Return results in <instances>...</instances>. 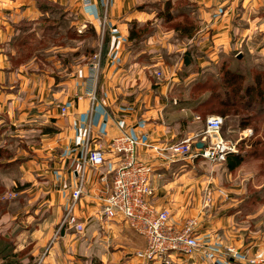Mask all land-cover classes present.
Masks as SVG:
<instances>
[{
  "label": "rangeland",
  "instance_id": "1",
  "mask_svg": "<svg viewBox=\"0 0 264 264\" xmlns=\"http://www.w3.org/2000/svg\"><path fill=\"white\" fill-rule=\"evenodd\" d=\"M103 1V18L107 19L109 0ZM259 7L249 4L234 8V17L228 23L230 36L214 59L202 54L200 45L210 36L209 28L203 26L204 12L210 19L216 10L214 7H202L195 0H145L135 9L141 14V20L128 25L129 31L133 26V32L138 33L132 43L128 38V42L139 48L132 50V58L137 55L135 59L148 65L144 71L146 74L149 71L152 99L159 101L154 106L158 112L161 111V116L158 115L154 121L175 130L173 142L157 146L189 141L192 148L193 143H204L207 118L218 117L222 119L220 138L234 149L227 155H240L243 158L239 167L228 171L225 159L212 162L202 157H163L167 162L177 161L184 165L183 168L180 165L178 170L183 172L180 176L185 177L182 183L187 182L188 185L189 209L187 215L182 216L180 221L175 220V223L169 209H158L154 205V197L150 199V205L155 212L167 211L169 224L178 230L190 224L191 233L198 243L191 257L174 256L172 260L168 259L169 264H176L181 258L195 257L200 251H203L206 259L202 262L206 264H214V254L220 256L214 261L223 264H264L261 255L258 258L247 255L252 248L255 251L264 249V5ZM48 11L40 12L41 18L37 21L13 23L12 34L0 44V48L12 70L23 67L28 73H47L56 82L64 81L78 68L85 66L84 91L75 97V102L86 100L90 106L88 121L83 129V142L86 144L88 137L95 138L91 116L101 97L100 79L107 44L105 34L95 33L91 28L77 27L62 8L50 7ZM169 17L171 20L166 22L165 19ZM190 25L195 26V31L189 39L177 27ZM149 40L153 49L148 46ZM212 42L210 36L205 44L212 45ZM147 48L148 52L144 54L142 51ZM92 64L95 67L91 79L93 97L90 99L85 92L93 71L90 69ZM139 94L143 93L127 92L124 96L133 101ZM63 109L62 115L66 113V109L62 113ZM49 132L54 134L56 131L53 128ZM6 133L0 130V264H42L50 256L51 246L58 244V241L64 242L58 238L69 207L82 229L78 231L76 227L68 225L66 233L75 237L65 240L68 243L79 242L80 234L87 230L86 224L76 213L83 195L75 201L72 198V191L80 188V184L83 188L84 182L82 176L77 180L75 187L67 194L61 212L57 213L56 205L48 208L44 200L50 189L18 182L20 170L17 165L20 166L32 155L28 147L38 137H14V133ZM147 143L149 141L146 145L153 146ZM97 144H91V147ZM147 150L152 156L141 160L137 154L136 159L154 167L159 158L151 149ZM117 157L122 160L120 156ZM154 171L155 167L152 173ZM152 173L150 180L155 191ZM101 215L104 216L102 210ZM112 220L121 221L119 223L123 228V235L117 237L116 241H127L116 243L126 247L118 249L124 251L125 257L118 264L156 263H148L137 257L138 252L146 249L144 239L120 218ZM216 220H220L221 225L214 229L212 222ZM97 238L98 235L91 238L94 247H98ZM60 251L67 254L66 246L62 245ZM238 251L241 255H238ZM89 254L78 249L77 255L70 261L73 264H101L95 258H88Z\"/></svg>",
  "mask_w": 264,
  "mask_h": 264
},
{
  "label": "crops",
  "instance_id": "2",
  "mask_svg": "<svg viewBox=\"0 0 264 264\" xmlns=\"http://www.w3.org/2000/svg\"><path fill=\"white\" fill-rule=\"evenodd\" d=\"M47 1L61 7L77 27L91 28L95 33L105 34L107 44L103 75L100 79L101 97L91 116V128L96 138L93 144L109 141L121 133H126L140 144L149 141L147 144L157 146L160 143L173 142L175 130L160 121H154L158 115L161 116V111L158 112V108L154 106L159 104V101L152 99L149 71L147 74L144 71L148 65L141 64L140 59H135L138 58L137 55L132 58V50L139 48L131 44L135 40L128 42V25L141 20V14L135 9L145 0H109L107 19L103 18V0ZM195 1L202 7L216 9L210 19L205 12L203 15V26L211 30L208 32L213 44H205L209 41L210 36H207L200 45L202 54L210 59L219 54L220 48L230 36L228 23L230 24L234 17V8L241 5L246 7L249 4L260 8L259 6L264 5V0ZM35 4V0H0L1 45L8 38L13 23L17 24L22 20L34 22L41 18ZM147 43L149 48L153 49V45H150L151 40ZM142 52L147 53L148 48ZM8 64L0 48V130L14 133V137L23 135L34 139L38 137L28 147L32 155L27 159L20 157L25 160L20 166L17 165L20 170L18 182L31 183L36 188L50 189L44 203L48 208L56 205L57 213L61 212L67 194L75 187L81 176L84 182L83 196L76 213L86 224L87 230L80 234L79 242L71 243L65 239L74 238L75 235H69L66 230H61L58 239L64 242L54 243L49 250L50 256L42 264H73L70 260L77 255L78 249L90 253L88 258H95L101 264H118L121 258H125L124 251L118 249L126 247L116 243H127L126 240L116 241L117 237L123 235V228L119 223L121 221L104 218L94 198L96 194L110 189L114 171L121 159L106 154L102 166L80 167L83 129L88 121L90 106L86 100L75 102V97L84 91L85 66L78 68L64 81L56 82L53 76H48L47 73H28L23 67L12 70ZM127 92L143 94H139L132 101L124 96ZM62 108L66 109L64 115L61 114ZM53 128L56 132L50 134L48 131ZM145 148V146L137 148L136 153L141 160L152 156ZM180 165L183 168L184 165L177 161L156 159L155 171L152 173V184L155 187L153 203L158 209H169L172 222L180 221L182 216H186L190 205L187 202L190 196L187 182L182 183L181 180L185 177L180 176L183 172L178 170ZM46 185L47 187H43ZM218 224L221 225L220 220L212 222V228L215 229ZM97 235L99 243L98 247H94L92 239ZM140 242L143 243L141 240ZM62 245L66 246L67 254L60 251ZM263 251L264 249L255 251L252 248L247 255H253L254 258L261 255V258H264ZM238 255H241L240 251ZM219 258L220 256L214 254L212 263L223 264L214 261ZM203 260L206 261L203 251H200L195 257L181 258L175 263L206 264L202 262ZM228 261L232 263L231 260Z\"/></svg>",
  "mask_w": 264,
  "mask_h": 264
},
{
  "label": "built area",
  "instance_id": "3",
  "mask_svg": "<svg viewBox=\"0 0 264 264\" xmlns=\"http://www.w3.org/2000/svg\"><path fill=\"white\" fill-rule=\"evenodd\" d=\"M90 67L93 71L87 81L88 86H86L85 94L91 99L93 97L91 79L95 66L92 64ZM62 113H65V109L62 110ZM221 125V118H207L204 132L206 139L203 141L204 143H199L203 145L202 148H190L189 141L172 145L148 146L140 144L125 133L114 137L105 144H97L95 147H91V144L96 138L89 139L88 137L86 144L83 142L81 148L82 168L102 166L106 154L122 158L114 171L110 189L97 194L95 200L97 206L101 208L104 218L110 220L120 218L139 237L144 239L146 249L144 252H138L137 257L147 260L148 263L169 264L168 259L172 260L174 256L191 257L198 248V243L191 233L190 224L178 230L169 224L167 211L155 212L151 207L150 199L154 197V189L150 176L154 167L136 159L137 148L147 146L159 159L169 155L171 158L202 157L212 162H222L227 154L234 152V149L220 138ZM82 190L80 184V188L72 191L74 201L82 195ZM77 221V218H73L71 207H69L67 216L62 222V229L65 230L68 225H72L81 231L82 226Z\"/></svg>",
  "mask_w": 264,
  "mask_h": 264
},
{
  "label": "trees",
  "instance_id": "4",
  "mask_svg": "<svg viewBox=\"0 0 264 264\" xmlns=\"http://www.w3.org/2000/svg\"><path fill=\"white\" fill-rule=\"evenodd\" d=\"M36 3H37V9L39 10V12H49L48 10L50 9V7H53V8H58V9H61V7L57 6L56 4L54 3H51V2H48L47 0H36ZM166 22H169L171 20V18H167L165 19ZM180 29V31L184 34H186L187 38H192V34H194V31H195V26L193 25H190V26H180V27H177ZM130 34H129V40L132 41V40H135L137 38V34L135 32H133V26L131 28V31H129ZM186 55H184L185 57ZM189 62V61H188ZM184 64H187V62H185ZM49 132V131H48ZM192 149L196 147V145L193 143V145H191ZM243 161V158L240 156V155H227L226 158H225V166H226V169L228 171H233L235 170L237 167L240 166V164L242 163Z\"/></svg>",
  "mask_w": 264,
  "mask_h": 264
},
{
  "label": "water",
  "instance_id": "5",
  "mask_svg": "<svg viewBox=\"0 0 264 264\" xmlns=\"http://www.w3.org/2000/svg\"><path fill=\"white\" fill-rule=\"evenodd\" d=\"M196 146H197L198 148H202V147H203L202 144H197Z\"/></svg>",
  "mask_w": 264,
  "mask_h": 264
}]
</instances>
